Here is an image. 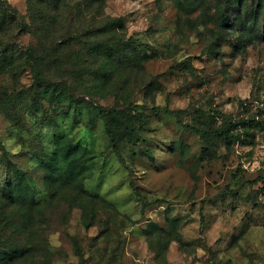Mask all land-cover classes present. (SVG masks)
<instances>
[{
  "label": "rangeland",
  "instance_id": "1",
  "mask_svg": "<svg viewBox=\"0 0 264 264\" xmlns=\"http://www.w3.org/2000/svg\"><path fill=\"white\" fill-rule=\"evenodd\" d=\"M6 1L0 264H264V0Z\"/></svg>",
  "mask_w": 264,
  "mask_h": 264
},
{
  "label": "trees",
  "instance_id": "2",
  "mask_svg": "<svg viewBox=\"0 0 264 264\" xmlns=\"http://www.w3.org/2000/svg\"><path fill=\"white\" fill-rule=\"evenodd\" d=\"M226 1L231 2L232 0H226ZM4 10L10 11V6L8 5L6 0H0V15L3 17L2 20L0 21V23H3L4 21H6V18L4 17V15H2V14H4ZM219 11H221V15H222L221 17L225 18L226 14H227L226 8H223V9H221ZM11 19L14 20L15 18L12 17ZM9 21H10V19L8 20V22ZM1 29L5 31L6 27L4 25H0V30ZM31 67H32L33 75H34V78H35L36 81H41V79H43V78L46 79L44 77V74L42 73V71L38 67H36L34 64L31 65ZM254 119L252 118L251 120H254ZM105 127H106V132H107L111 142L114 144L115 139L113 137L112 130L107 125ZM58 155H59L58 152H54V153L51 154L53 159H55Z\"/></svg>",
  "mask_w": 264,
  "mask_h": 264
},
{
  "label": "built area",
  "instance_id": "3",
  "mask_svg": "<svg viewBox=\"0 0 264 264\" xmlns=\"http://www.w3.org/2000/svg\"><path fill=\"white\" fill-rule=\"evenodd\" d=\"M252 107H259V102L258 101H252L251 103H249ZM243 105L245 107H248V103L244 102ZM254 118L256 120H258L260 118V115L258 114V112L254 113ZM251 171H258L261 170L264 172V153L263 155L260 156L259 160L255 161V163H252L250 166Z\"/></svg>",
  "mask_w": 264,
  "mask_h": 264
}]
</instances>
